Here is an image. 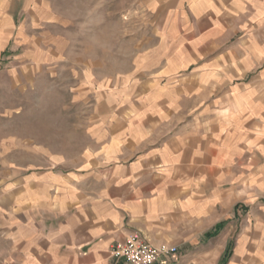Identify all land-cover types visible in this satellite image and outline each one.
I'll return each instance as SVG.
<instances>
[{"label":"crops","instance_id":"0c3cea01","mask_svg":"<svg viewBox=\"0 0 264 264\" xmlns=\"http://www.w3.org/2000/svg\"><path fill=\"white\" fill-rule=\"evenodd\" d=\"M149 1L170 36L182 33L212 54L196 58L179 87L189 82L195 93L217 95L194 129L184 126L158 139L140 124L138 136L84 149L69 168L44 166L47 157L37 152V166L0 171V235L11 244L10 264H113L112 246L131 231L177 247L155 264L242 259L238 247L221 258L212 242L235 222L223 216L224 179L233 182L234 196L240 182H253L254 161L264 171V0ZM11 4L0 0L6 26ZM204 117L212 119L204 123ZM238 161L249 163L246 175L233 167ZM238 207L231 209L234 216ZM201 237L202 252L195 245ZM182 246L191 250L176 256Z\"/></svg>","mask_w":264,"mask_h":264},{"label":"rangeland","instance_id":"374dc122","mask_svg":"<svg viewBox=\"0 0 264 264\" xmlns=\"http://www.w3.org/2000/svg\"><path fill=\"white\" fill-rule=\"evenodd\" d=\"M9 1L11 22L0 21V171L37 166V152L47 157L44 166L69 168L84 149L138 136L140 124L158 139L184 126L194 129L217 95L195 93L189 82L179 87L191 76L192 62L212 54L182 33L170 36L149 0ZM262 164L253 162V182L244 178L234 196L233 182L224 179L223 216L235 222L212 243L221 258L238 247L239 264H264ZM247 165L233 167L246 175ZM238 204L243 207L234 216ZM203 241L195 243L200 252L207 248ZM10 246L0 235V264H10ZM190 250L182 246L176 256Z\"/></svg>","mask_w":264,"mask_h":264},{"label":"built area","instance_id":"2783aa9c","mask_svg":"<svg viewBox=\"0 0 264 264\" xmlns=\"http://www.w3.org/2000/svg\"><path fill=\"white\" fill-rule=\"evenodd\" d=\"M177 252L174 246L154 247L138 231H131L121 241L115 242L110 251L113 264H155L162 255Z\"/></svg>","mask_w":264,"mask_h":264},{"label":"trees","instance_id":"16d2710c","mask_svg":"<svg viewBox=\"0 0 264 264\" xmlns=\"http://www.w3.org/2000/svg\"><path fill=\"white\" fill-rule=\"evenodd\" d=\"M219 229L218 228H216V230L215 231H213V232H211L210 234L211 235H215L216 234V232L218 231Z\"/></svg>","mask_w":264,"mask_h":264}]
</instances>
